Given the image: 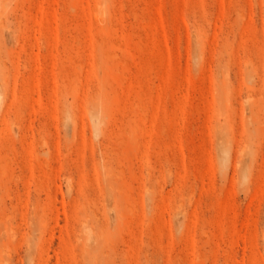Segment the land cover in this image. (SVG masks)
<instances>
[{
  "label": "rangeland",
  "instance_id": "obj_1",
  "mask_svg": "<svg viewBox=\"0 0 264 264\" xmlns=\"http://www.w3.org/2000/svg\"><path fill=\"white\" fill-rule=\"evenodd\" d=\"M0 264H264V0H0Z\"/></svg>",
  "mask_w": 264,
  "mask_h": 264
}]
</instances>
